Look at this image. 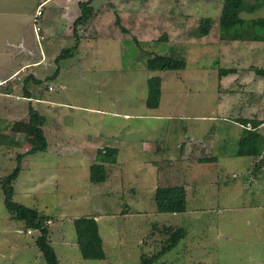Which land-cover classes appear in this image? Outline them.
I'll list each match as a JSON object with an SVG mask.
<instances>
[{
  "label": "rangeland",
  "instance_id": "rangeland-1",
  "mask_svg": "<svg viewBox=\"0 0 264 264\" xmlns=\"http://www.w3.org/2000/svg\"><path fill=\"white\" fill-rule=\"evenodd\" d=\"M43 1L0 0V57L10 67H0V76L16 66L11 56L33 60L41 49L47 52L36 75L45 99L62 113L64 129L61 137L52 136L55 112L40 105L49 120L44 127L50 146L23 158L14 200L51 217L59 263L138 264L142 256L158 254L182 227L185 238L155 264H264V149L257 158L237 156L243 129L236 122L264 121V77L256 74L264 69V42L220 38L224 0H93L95 15L80 33L77 53L48 80L56 57L75 41L63 0H50L38 20L48 39L39 46L33 18ZM83 1H70L77 14ZM242 17L264 18V5ZM207 19L210 32L202 36ZM19 42L25 48L18 50ZM150 55L181 59L185 68L151 73ZM222 69L234 72L221 77ZM151 77L161 78L156 109L146 107ZM5 127L0 124V182L32 137L27 120ZM9 129L19 146L4 134ZM258 131L264 139V124ZM90 145L119 149L103 183L89 180L96 155ZM204 158L210 161L202 163ZM259 160L263 167L255 174ZM167 186L186 189L184 213L158 212L156 189ZM81 217L96 218L104 260L81 256L73 223ZM38 234L11 217L0 185V264H46L35 245Z\"/></svg>",
  "mask_w": 264,
  "mask_h": 264
},
{
  "label": "trees",
  "instance_id": "trees-1",
  "mask_svg": "<svg viewBox=\"0 0 264 264\" xmlns=\"http://www.w3.org/2000/svg\"><path fill=\"white\" fill-rule=\"evenodd\" d=\"M93 0L79 2L80 15L73 23L74 45L71 48L63 49L56 57L57 69L48 79H55L60 73L59 64L69 58H73L77 53L82 36L81 31L85 29L95 15V9L92 5ZM264 5V0H224V7L220 16V38L227 41H254L264 42V18L244 19L243 13H251L256 8ZM116 23H119L117 18ZM212 22L210 19L201 22V35L206 36L210 32ZM121 30L126 33L125 28ZM147 70L153 72L180 71L185 68V62L181 59L167 57L163 55H150L147 63ZM233 69H222L221 77L233 73ZM256 74L264 77V69H257ZM36 83H42L41 80H35ZM148 96L146 107L156 109L159 107L162 91L161 78L151 77L148 79ZM242 125L243 130L238 140L237 156L257 158L262 155L264 149V139L259 133V127L264 121L256 117L236 120ZM46 119L32 106H29L28 129L31 133L30 148L24 154H18L17 164L14 170L1 180V189L4 197V205L11 217L24 223L27 231H36L38 236L35 245L42 253L46 264H60L56 251L51 245V226L52 219L48 215L41 214L37 209L28 207L14 200L15 184L20 173L23 170V158L28 154L45 152L48 149V142L43 130ZM250 126V128L248 127ZM10 130V129H9ZM4 137V136H3ZM17 144H19L17 142ZM119 155L118 148L105 147L98 149L95 162L89 167V180L93 184L103 183L108 178L107 165L115 164ZM207 158L201 162H208ZM263 167V161L259 160L254 166L255 174L259 173ZM155 204L158 212L168 214L184 213L187 210L186 189L183 186L158 187L155 194ZM81 256L86 260H104L106 257L103 240L99 233V226L95 217H81L73 220ZM165 233L171 231L166 228ZM186 230L182 227L171 233L168 238V244L156 255L146 257L142 256L138 264H155L161 257L175 249L185 238Z\"/></svg>",
  "mask_w": 264,
  "mask_h": 264
},
{
  "label": "crops",
  "instance_id": "crops-1",
  "mask_svg": "<svg viewBox=\"0 0 264 264\" xmlns=\"http://www.w3.org/2000/svg\"><path fill=\"white\" fill-rule=\"evenodd\" d=\"M48 1H50V0H45L43 2L47 3ZM70 1L71 0H63L62 7L65 10L63 12V16H64V18H66L67 26L69 27V34L68 35H73V23L76 20V18L79 17L80 13L77 14L78 12L73 7V5L70 4ZM41 36H43V38L40 41L37 39L39 46H40L42 41H45L46 39H48V38H46L47 33H43V34H41ZM36 38H37V36H36ZM15 47L18 50H20V48L21 49L25 48L23 45V42H19L18 44H15ZM7 51L9 52V49ZM8 52H7V54H8ZM9 53H11V52H9ZM10 59H13V61L16 62L17 64L12 70L5 72L2 76H0V124L4 123L6 126L5 129H6L7 126L8 125L10 126L13 121L27 120V122H28L29 106H32L41 115H43L45 117V119H47V116H45L43 114L42 107L40 106V105H45V106H47V109L49 111L55 112L53 115H51L53 117H51L49 119L52 122L54 121L57 125L54 128L55 131L52 132V136L55 134L54 136H57V137L60 136L61 137V135L63 133L64 126H63V129L60 127V123H59L60 120L59 119L61 118L60 116H62V113L54 111V108H52V103H54V102L48 101L44 97L43 84L42 83H40V84L36 83V81H35V80H41L42 81V78L36 75L37 71L35 70V68H38L45 63V61L48 59L47 52H43L41 49L40 57H36L33 60L25 59L24 57H23V59H21V56H19V58H15V57L11 56ZM0 60H1L0 61L1 64H2V62L6 61L5 63H3V65H0V67H2V68L8 67L7 70H9L10 67L7 65V59L5 57L4 58L0 57ZM46 77H48V75ZM50 88H52V86H50L48 88L49 91L54 90L53 88H52V90H50ZM20 94H23V95H20ZM22 101H23V103H22ZM24 102L25 103L29 102V104L24 105ZM44 111H45V109H44ZM246 118H251V117H246ZM49 120H47L45 124H48ZM240 127H241V129H243L242 125H240ZM52 129H53V126H52ZM43 130H44L47 142H48V149H49L50 142L48 139L47 130L45 129L44 126H43ZM241 132H242V130H241ZM4 134L5 135H11V132H10V130H8L7 132L5 131ZM15 141H16V143H15ZM19 141H20V139L18 137L14 138L13 135H11L12 145L15 144L16 146H19V144H17V142H19ZM0 144H1V146H3L2 143H0ZM209 144L210 143L205 142L204 146L209 147ZM58 145H60V147H64V149L67 148V146L62 145V143H60V141H59ZM105 147H108V146H105V145L92 146V145H90V148L95 149V154L97 153L98 149H102ZM114 148H116V147H114ZM17 149L20 150V148H17ZM210 149H212V147H210ZM77 150H79V149H77ZM25 151L26 152L28 151L27 147H26ZM25 151H21L19 153L24 154V153H26ZM76 153H78V151H76ZM218 158H220V156ZM23 164L22 165H23V169H24L25 161H23ZM16 184H15V187H16ZM15 194H16V188H15Z\"/></svg>",
  "mask_w": 264,
  "mask_h": 264
},
{
  "label": "built area",
  "instance_id": "built-area-1",
  "mask_svg": "<svg viewBox=\"0 0 264 264\" xmlns=\"http://www.w3.org/2000/svg\"><path fill=\"white\" fill-rule=\"evenodd\" d=\"M45 3H41L38 7H37V10H36V13H35V16L33 18V23H34V31H35V34L37 36V39L40 41L43 36H41V27L39 25V18L42 16L43 14V9H42V6L44 5ZM50 90H52V88H50Z\"/></svg>",
  "mask_w": 264,
  "mask_h": 264
}]
</instances>
